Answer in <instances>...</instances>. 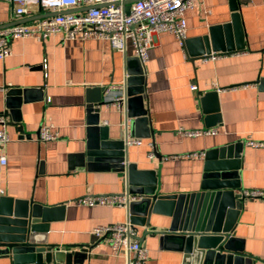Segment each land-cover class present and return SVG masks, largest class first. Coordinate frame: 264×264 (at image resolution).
Wrapping results in <instances>:
<instances>
[{"label": "crops", "instance_id": "obj_1", "mask_svg": "<svg viewBox=\"0 0 264 264\" xmlns=\"http://www.w3.org/2000/svg\"><path fill=\"white\" fill-rule=\"evenodd\" d=\"M193 1V7L185 12L187 39L231 21V0ZM237 2L245 32L243 49L217 51V56L207 61L191 59L175 34L156 35L148 60L141 62L145 80L134 85L144 86L143 108L149 117L139 132L152 133L137 137L142 144H125L123 152L126 164L155 170L160 193H196L202 191L207 152L242 142L235 178L242 208L234 245L252 258L250 264H264V197L246 195V191H264V147L247 143L264 142V0ZM30 11L28 18L34 19L44 13L39 5H32ZM23 19L15 16L11 0H0V28ZM231 39L236 45L234 34ZM222 41H226L223 31ZM11 49V54L0 60V112L7 113L11 137L6 147L8 162L0 165V195L63 206L50 221L48 242L61 247L89 246L84 264H127L126 257L114 255L106 240L98 241L92 234L97 225L124 221L127 209L89 207L75 200L86 194L119 193L128 184L126 172L110 161L95 160L89 166L81 154L89 141L90 98L101 96L104 101L100 124L108 128L110 139L126 138V103L125 111L107 104L105 87H126L129 72L136 66L129 58L138 57L133 43L128 40L125 49L118 50L106 39L51 35L13 39ZM96 88L104 90L89 94ZM11 90L19 92L10 94ZM25 90L32 91L25 94ZM44 125L58 130L59 137L41 141ZM127 128L128 135L136 137ZM207 128L218 131L199 136L180 132ZM150 143L155 145L154 159L148 156ZM201 152L204 154L187 155ZM162 210L172 208L162 206ZM149 219V225H136V236L144 237L148 250L145 264H187L184 251L171 240L162 241L160 233L153 230L168 227L172 217L152 213ZM0 264L13 261L0 255Z\"/></svg>", "mask_w": 264, "mask_h": 264}, {"label": "water", "instance_id": "obj_2", "mask_svg": "<svg viewBox=\"0 0 264 264\" xmlns=\"http://www.w3.org/2000/svg\"><path fill=\"white\" fill-rule=\"evenodd\" d=\"M133 1L127 2V12ZM231 10L230 22L213 26L208 34L185 41L191 59L245 47V32L237 0H231ZM57 13L61 12H44L35 18ZM30 20L34 18L12 24ZM222 31L225 33L224 42ZM232 34L237 40L236 45L232 42ZM129 62H134L136 66L129 72L126 82L127 125L132 136L148 137L152 130L143 134L138 129L149 122L147 110L143 108L144 86L134 87L145 80L143 65L139 57L129 58ZM101 90L104 89H90L89 94ZM18 92L11 90L10 94ZM88 101L92 103L87 107L89 141L86 151L81 155L90 163L89 166L91 161L107 160L126 172L129 193L139 196L129 204L132 222L135 225H149L152 213L170 215L172 219L168 227L160 231L156 228L153 230L160 233L162 241L171 240L178 249L184 251L187 264H250L252 258L243 253V248L234 245L236 238L233 236L242 208V194L235 192V188L240 186L235 178L243 150L242 142L207 152L202 191L162 194L158 189L155 170L138 169L136 163L126 164L123 152L126 149L125 139L111 140L108 128L101 126L99 112L104 104L102 97L90 98ZM162 206H170L172 210L164 212ZM62 207L45 206L34 199L20 200L0 195V255L9 256L13 264H84L89 246L61 247L48 242L50 221ZM138 239L143 243L144 237Z\"/></svg>", "mask_w": 264, "mask_h": 264}, {"label": "built area", "instance_id": "obj_3", "mask_svg": "<svg viewBox=\"0 0 264 264\" xmlns=\"http://www.w3.org/2000/svg\"><path fill=\"white\" fill-rule=\"evenodd\" d=\"M14 4V14L18 19L30 17V7L39 5L44 12H61L52 16L36 18L0 28V60L12 52L11 40L25 37L45 39L51 35H60L63 39L99 38L109 40L113 49L123 50L130 40L135 53L145 63L149 57V49L153 46L155 37L162 32L175 34L185 45L187 39V21L185 12L192 8L193 0H135L131 2L129 12L126 11L130 0H11ZM217 53L205 54L201 57L207 61L215 58ZM193 88L196 86L193 85ZM106 103L122 110L127 98L125 84H110L105 87ZM9 119L5 111L0 112V165L7 164L6 147L11 141L8 132ZM126 145L142 144L143 140L128 135L127 123ZM216 128L199 130H180L183 135L199 136L217 133ZM59 131L49 125L42 126L39 139L41 141L55 140ZM255 148L264 147V142L248 140ZM149 158L154 159L156 149L150 143ZM191 153L187 155H203ZM246 195L262 196L264 191H246ZM139 196L129 193L128 184L119 193L86 194L75 200L76 203L93 207L98 205L123 206L127 209V218L119 223L97 225L92 234L99 240H106L114 255L127 258V264H145L148 260L146 246L136 236V225L131 220L129 204Z\"/></svg>", "mask_w": 264, "mask_h": 264}]
</instances>
